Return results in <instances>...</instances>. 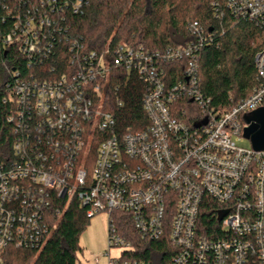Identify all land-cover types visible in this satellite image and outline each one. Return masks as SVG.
<instances>
[{
	"label": "built area",
	"instance_id": "2783aa9c",
	"mask_svg": "<svg viewBox=\"0 0 264 264\" xmlns=\"http://www.w3.org/2000/svg\"><path fill=\"white\" fill-rule=\"evenodd\" d=\"M82 4L0 0V23L11 20L0 54L28 70L0 61V264L9 247L43 248L73 202L89 219L108 214L109 249H123L107 253L108 264H152L127 258L134 242L115 213L141 241L166 239L167 264H264V151L234 140L264 108V47L254 58L261 83L220 109L200 89L198 52L213 40L203 27L190 26L196 42L158 52L112 41L88 50L63 25ZM225 9L264 35V0H227ZM212 11L225 16L219 3ZM61 42L59 73L43 66ZM181 62L184 79L171 82L167 65ZM122 73L142 82L140 126L117 118Z\"/></svg>",
	"mask_w": 264,
	"mask_h": 264
},
{
	"label": "trees",
	"instance_id": "16d2710c",
	"mask_svg": "<svg viewBox=\"0 0 264 264\" xmlns=\"http://www.w3.org/2000/svg\"><path fill=\"white\" fill-rule=\"evenodd\" d=\"M14 1L16 0H6V3L11 5ZM29 1L33 3L39 0ZM82 1L81 12L68 10L64 14L66 19L63 25H67L71 35L80 40L88 50L102 49L109 41L112 44L142 46L151 52L185 46L196 42L197 36L190 26L197 25L205 29L207 38L213 35L212 43L203 44L198 52L200 89L204 96L211 98L213 106L220 109L234 106L247 98L261 83L257 78L254 58L264 47L263 32L255 25L237 20L227 12V0ZM213 3H219L225 10L223 19H216L213 15ZM10 22L8 19L5 24L0 23V29L8 32ZM64 43L55 46L51 59L43 67L52 66L55 71L62 72L67 60V45ZM63 49L65 57H62ZM12 59V53L5 56L0 54V61L7 62L10 67L17 65L26 72L24 59H19L17 64ZM183 66L184 62L167 65L171 82L184 79L183 75H179ZM127 78L122 73L117 82L120 85L117 97L124 106L116 108L115 112L124 126H140L141 122L147 121L142 107L144 88L136 75H131L129 80ZM115 217L122 235L134 242V250L127 253V258L152 264L169 262L165 253L169 249L166 239L156 242L141 241L131 232L127 217L118 213H115ZM53 220L55 222L52 224L51 236L43 248L9 247L3 253V264H79L78 253L82 251L79 241L89 223L85 209L73 202L66 212Z\"/></svg>",
	"mask_w": 264,
	"mask_h": 264
},
{
	"label": "rangeland",
	"instance_id": "374dc122",
	"mask_svg": "<svg viewBox=\"0 0 264 264\" xmlns=\"http://www.w3.org/2000/svg\"><path fill=\"white\" fill-rule=\"evenodd\" d=\"M239 147L250 149L252 144L250 140L241 137L234 138ZM109 221L107 213H100L89 219V223L81 234L80 247L78 253L79 264H108L109 257L113 259L120 258L123 249L111 248L108 246ZM109 253V257L107 256Z\"/></svg>",
	"mask_w": 264,
	"mask_h": 264
},
{
	"label": "water",
	"instance_id": "95a60500",
	"mask_svg": "<svg viewBox=\"0 0 264 264\" xmlns=\"http://www.w3.org/2000/svg\"><path fill=\"white\" fill-rule=\"evenodd\" d=\"M249 126L244 130V137L250 140L256 151H264V108L245 117Z\"/></svg>",
	"mask_w": 264,
	"mask_h": 264
}]
</instances>
